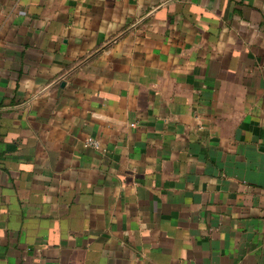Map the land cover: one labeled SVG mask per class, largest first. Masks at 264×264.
I'll return each instance as SVG.
<instances>
[{"label": "crops", "instance_id": "0c3cea01", "mask_svg": "<svg viewBox=\"0 0 264 264\" xmlns=\"http://www.w3.org/2000/svg\"><path fill=\"white\" fill-rule=\"evenodd\" d=\"M0 264H264V0H0Z\"/></svg>", "mask_w": 264, "mask_h": 264}, {"label": "built area", "instance_id": "2783aa9c", "mask_svg": "<svg viewBox=\"0 0 264 264\" xmlns=\"http://www.w3.org/2000/svg\"><path fill=\"white\" fill-rule=\"evenodd\" d=\"M86 145L89 147H93L94 149H97V150L99 149V142L95 139H92V138H88L86 140Z\"/></svg>", "mask_w": 264, "mask_h": 264}]
</instances>
